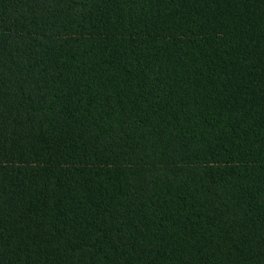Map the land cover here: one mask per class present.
<instances>
[{"label": "trees", "instance_id": "1", "mask_svg": "<svg viewBox=\"0 0 264 264\" xmlns=\"http://www.w3.org/2000/svg\"><path fill=\"white\" fill-rule=\"evenodd\" d=\"M0 264H264V0H0Z\"/></svg>", "mask_w": 264, "mask_h": 264}]
</instances>
